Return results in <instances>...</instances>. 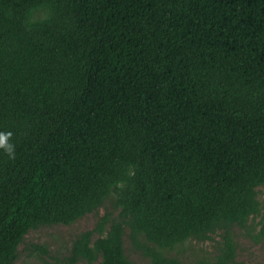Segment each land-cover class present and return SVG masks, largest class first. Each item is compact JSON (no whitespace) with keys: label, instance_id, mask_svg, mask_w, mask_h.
<instances>
[{"label":"trees","instance_id":"trees-1","mask_svg":"<svg viewBox=\"0 0 264 264\" xmlns=\"http://www.w3.org/2000/svg\"><path fill=\"white\" fill-rule=\"evenodd\" d=\"M0 132V264L110 197L73 264H135L127 228L153 264L217 232L195 264H234L235 226L264 241V0H0Z\"/></svg>","mask_w":264,"mask_h":264},{"label":"rangeland","instance_id":"rangeland-1","mask_svg":"<svg viewBox=\"0 0 264 264\" xmlns=\"http://www.w3.org/2000/svg\"><path fill=\"white\" fill-rule=\"evenodd\" d=\"M259 189V199L264 211V186ZM109 214L111 218L119 216L113 197L95 212L87 213L72 224L42 225L30 229L24 240L18 245L16 259L13 264H73L70 259L73 241L84 231L95 229L99 219ZM259 217L257 218V221ZM127 228L124 236L125 252L135 264H153L151 259L135 245L129 236ZM237 256L234 264H264V241L257 242L250 237L246 230L235 226ZM212 239L206 241L190 240L165 254L176 257L185 264H195L197 258L211 255L215 252L217 241L221 240L219 232L212 234ZM150 246H153L149 243ZM74 264H94L88 261H78Z\"/></svg>","mask_w":264,"mask_h":264},{"label":"clouds","instance_id":"clouds-1","mask_svg":"<svg viewBox=\"0 0 264 264\" xmlns=\"http://www.w3.org/2000/svg\"><path fill=\"white\" fill-rule=\"evenodd\" d=\"M12 133H2L0 132V148H4L6 152L10 155L14 154L13 146L8 143Z\"/></svg>","mask_w":264,"mask_h":264}]
</instances>
